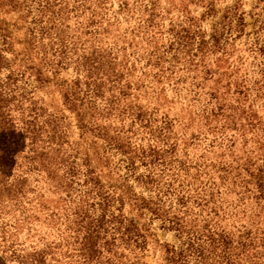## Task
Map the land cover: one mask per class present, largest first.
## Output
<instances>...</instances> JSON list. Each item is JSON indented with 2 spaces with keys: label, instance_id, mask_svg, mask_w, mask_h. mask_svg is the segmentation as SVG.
Instances as JSON below:
<instances>
[{
  "label": "rangeland",
  "instance_id": "374dc122",
  "mask_svg": "<svg viewBox=\"0 0 264 264\" xmlns=\"http://www.w3.org/2000/svg\"><path fill=\"white\" fill-rule=\"evenodd\" d=\"M2 29L11 42L4 48L0 36L2 81L32 38L34 49L13 85L21 102L9 107L16 128H29L10 176L0 177V264H164L165 249L187 240L166 214L193 234L249 245L238 264H264L255 186L264 173V0H0ZM94 52L106 61L92 74L85 59ZM137 109L140 120L129 115ZM151 151L161 160H140ZM148 175L153 187L142 183ZM97 177L112 201L103 211L86 191ZM124 193L159 203L163 215L139 217ZM104 212L115 229L88 247L85 224ZM125 219L144 226L147 240H126Z\"/></svg>",
  "mask_w": 264,
  "mask_h": 264
},
{
  "label": "trees",
  "instance_id": "16d2710c",
  "mask_svg": "<svg viewBox=\"0 0 264 264\" xmlns=\"http://www.w3.org/2000/svg\"><path fill=\"white\" fill-rule=\"evenodd\" d=\"M242 19L239 20L240 25H242ZM5 34H2L4 48L5 44L6 47L10 46V38H9V32L7 29H2ZM35 39V38H34ZM54 44V41L52 45ZM8 49V48H7ZM34 49L33 47V38L27 42V47L23 49L21 53H16L14 61L18 59L20 63L18 64L19 68L11 69L12 64H10V72L6 76V80L2 81L0 79V166H2V170L0 172V177H6L10 176L13 166L15 165V161L17 159V156L23 151L24 145L23 141H26L27 135L26 130L29 127H19L16 128L15 121L10 119V105L13 104L16 99L18 102H21V97L23 95H20L18 92H16L17 88L14 85V82L18 77H20V74L18 72V69L20 70L21 67H23V64L25 61H29V63H33V55L30 53ZM64 49L63 43L61 41L60 43V50H58V61L57 65L62 63L63 57L65 55V51H62ZM52 51V48L50 49ZM4 53L5 50H2ZM47 50H44L43 59L42 61H45L47 54ZM42 54V53H41ZM5 54H0V71L5 67L6 60L4 58ZM39 57V54H36V59L41 60V57ZM52 57L54 58V55L52 54ZM88 61V64L92 66V69H94V73L100 71L102 69V66L104 62L106 61V56H103V54H95V52L90 56V60L85 59V64ZM94 64V65H92ZM8 65H6L7 67ZM28 68H33L32 66H28ZM35 71L40 75V72L38 69ZM17 72V73H16ZM98 75V74H97ZM102 76L106 77H112L113 71L106 72L105 75L102 73ZM101 76V77H102ZM93 92L97 91V85L93 84ZM20 98V99H18ZM140 109H137L136 112L131 111L129 112V115H135L136 120H140L142 116V112L139 111ZM86 114H79L78 117L80 121H83ZM87 117V116H86ZM56 119V118H55ZM55 119L53 120L55 122ZM52 121V122H53ZM87 119L84 123L80 124V128H86L87 127ZM32 124V122L30 123ZM57 130L53 132H48L51 136V138L55 139V133ZM30 133L33 134V131ZM51 143V141L44 140V143ZM110 148H114V150L121 151L123 155L127 153L126 151L127 145L120 142L119 140L112 141V143L108 144ZM47 154L50 153H40L39 155L36 154V156H39V158H43L46 160L48 157ZM140 160L146 161L148 163H152L154 161H159L161 158L157 157V152L151 151L150 153H142L140 156ZM126 166L128 170L131 169V167H134V161L133 158H127ZM71 170V169H70ZM56 171V170H54ZM52 173V171H50ZM93 173V172H90ZM93 180V179H91ZM221 181V180H220ZM92 184V187L88 190H86L89 195H92L93 198L97 197L99 200H102V211L105 210V207L108 203L112 202L109 200V196L105 195L106 193H100L99 189L104 187V184L100 182V180L97 179L94 182H90ZM142 183H146V185H150L153 187L155 184V180H153L149 175L147 176L146 181H142ZM247 183V182H246ZM214 186H216L215 183H213ZM256 186V192L258 194V198L263 199L264 198V173L262 175H259L256 177L255 181ZM113 188L114 186H109V188ZM156 187V188H155ZM11 187H8V190ZM155 189H157V186H154ZM0 189H2L0 187ZM10 192H13V188ZM160 192V190H159ZM158 192V193H159ZM158 194L154 198H156ZM132 196H127L126 193L123 194L122 198L124 201H127L129 204L132 205L133 209L140 212L138 214L139 217L143 215L144 210H149L151 214L154 216V219L160 218L163 213L161 208L159 207V203H153L150 202L144 198L138 197V198H131ZM133 199V203L131 201ZM204 199V198H202ZM182 201V199H181ZM204 202H207L205 199ZM182 207H184V202H181ZM153 206H155L153 208ZM83 219H81L80 222H82ZM127 224L124 227V232L122 233L123 236H126V240H134L133 242H136V240H147V235L144 233L142 234L141 231H146L144 229V226H139L138 223L134 222L132 219L127 220ZM164 224H170L169 230H174L180 234L184 233L186 235V242H184L179 251L174 249H165L164 255L162 260L164 261V264H187L189 259H191V256L198 258V260L202 259L205 256H215V259L212 260V262H209L207 264H238V262L235 261L234 258H238L240 256L247 257L246 252L247 245L244 242H237L234 243L231 240H235L232 238L231 235L223 232L215 233L214 231H207L206 229L203 231L202 235H196L193 234V232H190L189 230H186V227L182 225L181 219L178 220L173 217H169L167 214L163 218ZM116 220H113L111 223L110 219H106L105 212L100 215L99 218L92 219L90 222L85 224V232L83 236V240H86V245L88 247L95 246L98 240H103L104 234L108 233L109 230L115 229L114 224H116ZM109 228V229H108ZM83 231V230H80ZM248 235L242 236L237 240H248ZM201 242V244H200ZM234 243V245H233ZM256 254V253H255ZM254 257V256H253ZM200 258V259H199ZM92 262V258L88 260V263ZM202 262V261H201ZM199 261V263H201ZM206 264V263H205Z\"/></svg>",
  "mask_w": 264,
  "mask_h": 264
}]
</instances>
